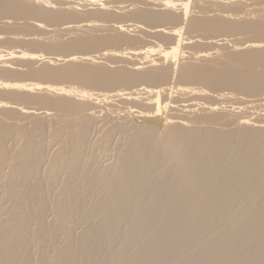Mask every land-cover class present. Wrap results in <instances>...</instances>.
Wrapping results in <instances>:
<instances>
[{"label":"bare ground","instance_id":"1","mask_svg":"<svg viewBox=\"0 0 264 264\" xmlns=\"http://www.w3.org/2000/svg\"><path fill=\"white\" fill-rule=\"evenodd\" d=\"M252 1L0 0V264H264Z\"/></svg>","mask_w":264,"mask_h":264},{"label":"rangeland","instance_id":"2","mask_svg":"<svg viewBox=\"0 0 264 264\" xmlns=\"http://www.w3.org/2000/svg\"><path fill=\"white\" fill-rule=\"evenodd\" d=\"M248 2L246 5H245V3L244 2ZM244 2H243V0H234V3H232L231 5H238L239 4V6L240 7H242V11H243V13H251V12H253L252 11V9H254L255 8V3L253 4V1L252 0H245ZM233 2V1H232ZM236 3V4H235ZM251 4V5H250ZM254 5V7H253V5ZM218 8V7H217ZM216 8V9H217ZM219 9V8H218ZM249 9V10H248ZM246 11V12H245ZM247 11H249V12H247ZM256 15V14H255ZM264 15V14H263ZM264 17V16H263ZM264 20V19H263ZM11 23H14L15 21L14 20H9ZM27 21L28 20H26V19H21V20H18V23H20V25H18L19 27H18V29H16V30H14V33H17V34H30V33H39V31H37V30H35V29H33V28H28V27H26L25 26V24L27 23ZM30 22H31V20H29ZM26 22V23H25ZM29 22V23H30ZM52 29V28H51ZM0 32H3L2 30H0ZM99 33V34H98ZM102 33H103V35L105 34V32H97V34L96 35H102ZM132 34H134V33H132ZM249 34V35H248ZM195 37L197 36V35H194ZM242 38H241V37ZM245 36V37H244ZM237 37V38H236ZM238 38H240V39H238ZM244 38V39H243ZM255 38H259V36L256 34V33H247V34H243V36L242 35H237V36H233V38L232 37H229V38H226L227 40H229V42L231 41V45H232V43L234 42V43H240V41H241V43L242 42H244L245 41V39H246V41H247V39L248 40H252V39H255ZM198 39V38H197ZM197 39H195L194 41H196ZM218 39H221V38H218ZM193 41V42H194ZM202 41V40H201ZM206 41V40H205ZM203 42H204V40H203ZM233 43V44H234ZM205 44V43H204ZM204 44H202L201 43V47L203 48V46L204 47H206V48H199L198 46V48L199 49H197V51L198 50H200V51H203L204 49H207V47L208 46H206V44L204 45ZM200 45V44H199ZM203 45V46H202ZM7 46H9V45H7ZM196 47V46H195ZM196 47V48H197ZM225 48L226 47H224V50L222 49V52H223V54H224V58H227L228 57V54L230 53V49L229 50H227L228 48H230V47H228V48H226V50H225ZM3 49V48H2ZM195 49V48H194ZM202 49V50H201ZM208 49H210L209 47H208ZM4 51H6L5 49H3ZM16 50V49H15ZM19 50V49H18ZM24 50H26L27 52H30V53H33V55L34 54H36V55H40V53L42 52V53H44V54H49V52L47 51V49L46 48H43V47H41V46H39V45H36V44H34V45H26V46H24ZM206 51V50H205ZM187 52V51H186ZM157 58V57H156ZM121 66L123 65V64H120ZM166 67H168L167 65H166ZM257 69L258 70H262L263 69V67H261V66H258L257 67ZM67 83V85H69V84H71L72 82H66ZM77 85H83V84H81V83H76ZM113 91V90H112ZM94 93L96 92V93H98L97 91H93ZM126 92H128V91H125V93ZM103 94V93H102ZM111 96H113V95H116V93L115 92H110L109 93ZM262 94V93H261ZM259 99V98H258ZM113 103L114 104H116L117 105V107L119 108V107H121V108H127V107H129L128 105H124V104H121V102H120V100L118 99V98H114L113 100ZM228 105H231V104H228ZM29 107V106H28ZM32 107V106H31ZM34 108H42V106H33ZM38 112H42V110H40V111H38ZM54 113H55V111H53ZM249 113H251L252 111L251 110H249L248 111ZM247 112V113H248ZM56 113H58V112H56ZM244 113V112H243ZM246 113V112H245ZM253 113V112H252ZM251 113V114H252ZM263 114V113H262ZM59 115H61L60 113H59ZM63 115V114H62ZM242 115V114H241ZM244 115H246V114H244ZM250 115V114H249ZM253 117V116H252ZM129 120V119H128ZM128 120H126V121H128ZM15 122H17L16 120L14 121V120H10L9 121V123H15ZM220 128V127H219ZM117 140H118V142H117ZM116 142L117 143H119L120 142V140H119V138H117L116 137ZM55 146H54V144H53V147H49L48 149H47V154L49 155V156H51L53 153H52V151L54 152V150H52L53 148H54ZM52 148V149H51ZM52 150V151H51ZM110 153V152H109ZM111 153H113V154H111ZM110 154L112 155V156H110L108 153L106 154L107 156H110V157H113V156H115V151H112ZM105 155V156H106ZM104 156V157H105ZM101 162V161H100ZM48 218L50 219V214L48 215Z\"/></svg>","mask_w":264,"mask_h":264}]
</instances>
